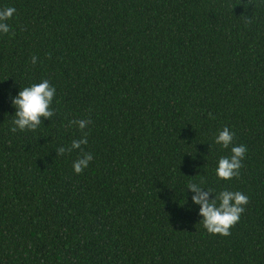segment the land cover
Here are the masks:
<instances>
[{
    "label": "trees",
    "instance_id": "obj_1",
    "mask_svg": "<svg viewBox=\"0 0 264 264\" xmlns=\"http://www.w3.org/2000/svg\"><path fill=\"white\" fill-rule=\"evenodd\" d=\"M4 7L16 11L0 35V264H264V0ZM44 79L54 115L12 132L11 97ZM225 126L247 148L230 181L214 171ZM201 180L248 197L227 236L200 222L186 185Z\"/></svg>",
    "mask_w": 264,
    "mask_h": 264
},
{
    "label": "clouds",
    "instance_id": "obj_2",
    "mask_svg": "<svg viewBox=\"0 0 264 264\" xmlns=\"http://www.w3.org/2000/svg\"><path fill=\"white\" fill-rule=\"evenodd\" d=\"M14 7L0 8V35L9 33L10 25L7 23L15 13ZM32 63H36V57H32ZM56 89L48 80H41L39 83H32L29 86L20 88L18 93L11 97V105L14 107V119L12 120V132L17 130L34 131L41 123L42 119H50L54 115L51 108ZM90 123L87 120L69 121V126L76 125L80 130L86 128ZM234 133L225 126L218 130L214 143L220 145L222 149L230 148V154L221 156L215 167V175L218 180L230 181L239 176L241 162L245 158L247 148L243 144H234ZM87 143L86 134L79 140H73L67 148L57 149V155L80 149L81 145ZM90 153H84L80 158L73 161L72 168L75 174H80L87 168L92 160ZM186 189L192 194L191 202L198 206V215L202 218L200 222L209 234L229 235V229L238 222L244 205L248 202V197L239 191H229L227 189L214 194L211 188L203 186V181L199 183H188Z\"/></svg>",
    "mask_w": 264,
    "mask_h": 264
}]
</instances>
